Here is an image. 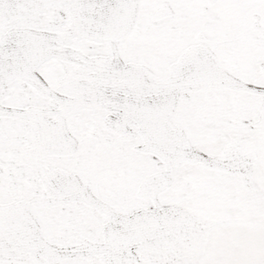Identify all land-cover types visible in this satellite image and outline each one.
Listing matches in <instances>:
<instances>
[{
  "label": "snow or ice",
  "instance_id": "6c2138e0",
  "mask_svg": "<svg viewBox=\"0 0 264 264\" xmlns=\"http://www.w3.org/2000/svg\"><path fill=\"white\" fill-rule=\"evenodd\" d=\"M0 264H264V0H0Z\"/></svg>",
  "mask_w": 264,
  "mask_h": 264
}]
</instances>
